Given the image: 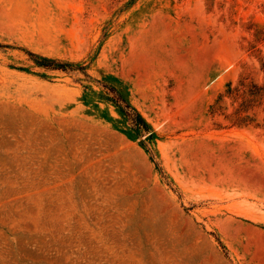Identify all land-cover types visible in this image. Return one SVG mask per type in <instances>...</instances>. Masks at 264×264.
Returning a JSON list of instances; mask_svg holds the SVG:
<instances>
[{
  "label": "rangeland",
  "instance_id": "1",
  "mask_svg": "<svg viewBox=\"0 0 264 264\" xmlns=\"http://www.w3.org/2000/svg\"><path fill=\"white\" fill-rule=\"evenodd\" d=\"M0 264H264V0H0Z\"/></svg>",
  "mask_w": 264,
  "mask_h": 264
}]
</instances>
